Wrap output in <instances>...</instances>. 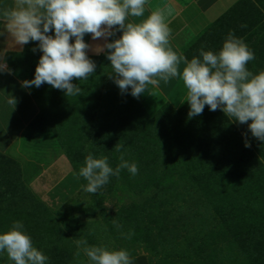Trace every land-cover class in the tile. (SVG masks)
Segmentation results:
<instances>
[{
  "label": "rangeland",
  "instance_id": "374dc122",
  "mask_svg": "<svg viewBox=\"0 0 264 264\" xmlns=\"http://www.w3.org/2000/svg\"><path fill=\"white\" fill-rule=\"evenodd\" d=\"M229 33L253 51L247 69L264 71V0H240L184 53L189 61L202 60L201 50L218 53ZM38 45L32 41L12 64L22 81L34 79ZM91 60L95 73L73 80L79 95L47 83L30 88L40 114L0 154V234L21 222L45 264H93L77 246L81 238L152 264H264V141L251 134V121L240 124L207 105L189 118L187 102L179 111L159 98L140 102L110 78L107 55ZM89 154L108 157L114 170L123 154L138 173L121 169L96 193L84 191L82 177V190L64 206L45 207L31 182L63 157L79 173ZM0 264L14 262L0 252Z\"/></svg>",
  "mask_w": 264,
  "mask_h": 264
},
{
  "label": "clouds",
  "instance_id": "9594fccd",
  "mask_svg": "<svg viewBox=\"0 0 264 264\" xmlns=\"http://www.w3.org/2000/svg\"><path fill=\"white\" fill-rule=\"evenodd\" d=\"M147 3L148 0H14L12 7L0 11L4 29L11 38L9 46L22 47L38 41L43 53L34 79L23 81L22 87L39 88L47 83L63 90L66 96L79 95L82 89L73 80L88 79L96 69L87 55L90 45L84 41L85 34L96 40L113 36L116 29L122 35L97 45L95 51L108 50L112 68L109 76L122 92L130 87L131 95L139 98L149 85L157 87L161 81L167 84L179 77L186 89L183 102L190 106L189 118L202 114L205 105L211 111L219 108L232 121L240 124L251 121L248 124L251 134L264 141V71L254 75L246 67L255 58L253 51L242 39L229 33L218 53L201 50L202 60L193 57L188 61L170 46L168 18L173 16L172 5L157 7L139 23H126L129 16H144ZM52 30L54 36L48 35ZM4 55L5 52H0V71L7 69ZM181 62L185 64L182 71ZM7 103L15 106L16 99L10 96ZM122 147L117 143L115 150L120 152ZM121 169H127L133 176L138 173L137 164L129 163L123 154L115 170L109 166L108 157L94 158L89 154L74 176L87 181L84 191L96 193L109 182L110 176L119 177ZM23 228L16 221L11 230L0 234V252H6L14 264H45L48 258L33 246ZM133 234L130 231L126 238ZM76 243L93 264H132L129 252L124 249L89 246L83 238Z\"/></svg>",
  "mask_w": 264,
  "mask_h": 264
},
{
  "label": "crops",
  "instance_id": "0c3cea01",
  "mask_svg": "<svg viewBox=\"0 0 264 264\" xmlns=\"http://www.w3.org/2000/svg\"><path fill=\"white\" fill-rule=\"evenodd\" d=\"M240 0H148L145 13L142 17L129 16L126 23H139L150 15L157 7L166 4L172 5L173 16L168 18L171 34L170 46L179 55L184 53V48L196 39L204 30L217 22L234 8ZM14 0H0V11L12 7ZM114 35L106 38L92 39L91 34H85L84 41L90 45L87 55L90 59L103 58L108 50L97 53V45H104L122 35V31L113 29ZM0 52H5L4 62L7 69L0 71V154L9 153L24 135L28 127L38 118L40 105L38 99L30 88L22 87V80L12 70V64L26 53L30 43L9 46L10 36L4 29L0 19ZM75 38H72L74 42ZM185 64L181 62L179 69L182 71ZM130 88V87H129ZM131 90V88H130ZM12 96L16 99L15 106L7 103ZM186 89L182 80L177 77L159 86H148L145 93L137 98L141 102H150L155 98L161 99L173 110H180L186 102ZM183 102V103H181ZM77 174L67 158H59L46 167L32 182L31 189L34 194L48 207L57 208L64 206L81 190L82 179H76Z\"/></svg>",
  "mask_w": 264,
  "mask_h": 264
},
{
  "label": "trees",
  "instance_id": "16d2710c",
  "mask_svg": "<svg viewBox=\"0 0 264 264\" xmlns=\"http://www.w3.org/2000/svg\"><path fill=\"white\" fill-rule=\"evenodd\" d=\"M130 89V88H129ZM131 91V90H130ZM137 99V98H136ZM138 100V99H137ZM139 101V100H138ZM141 102V101H140ZM168 106V105H167ZM169 107V106H168ZM170 108V107H169ZM171 109V108H170ZM173 110V109H172ZM181 110V109H180ZM174 111H179V110H174ZM76 172V171H75ZM77 173V172H76ZM78 174V173H77ZM82 179V177H80ZM83 188V180L81 181V190ZM80 190V191H81ZM42 203L44 204L45 207L49 208L43 201ZM132 264H152V261L146 257V256H132L130 257Z\"/></svg>",
  "mask_w": 264,
  "mask_h": 264
}]
</instances>
